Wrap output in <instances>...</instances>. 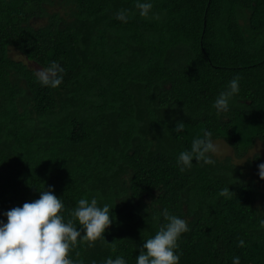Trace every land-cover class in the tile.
<instances>
[{
  "label": "trees",
  "instance_id": "1",
  "mask_svg": "<svg viewBox=\"0 0 264 264\" xmlns=\"http://www.w3.org/2000/svg\"><path fill=\"white\" fill-rule=\"evenodd\" d=\"M137 2L0 0V221L52 189L65 221L81 198L110 205L106 241L78 242L74 264H136L165 209L190 228L179 264H264L263 159L239 163L264 146V0H139L153 5L147 17ZM11 50L58 63L63 82L42 85ZM204 131L236 159L209 153L214 164L194 158L181 171ZM225 187L235 196H220Z\"/></svg>",
  "mask_w": 264,
  "mask_h": 264
},
{
  "label": "clouds",
  "instance_id": "2",
  "mask_svg": "<svg viewBox=\"0 0 264 264\" xmlns=\"http://www.w3.org/2000/svg\"><path fill=\"white\" fill-rule=\"evenodd\" d=\"M152 7L150 2L138 0L136 3V8L144 17L148 16ZM116 18L127 22L126 10H120ZM62 72L63 68L52 62L49 67L36 72V76L42 85L57 88L63 82V77L59 75ZM240 79L239 75L235 76L228 90L219 94L213 105L218 112L228 110L229 100L239 92ZM184 127V123L179 122L174 131H182ZM211 137L210 131H204L203 139L193 140L190 152L184 151L179 155L178 163L183 165L181 171L191 167L194 158L204 164L215 163L208 155L218 151ZM259 177L264 180V164L259 165ZM219 195L229 199L235 196L227 187ZM64 210L61 198H57L49 189L40 191L39 199L7 211V223L0 221V264H74L70 252L78 242L87 241L91 246L98 240L106 241L104 233L113 222L110 205L99 207L95 198L90 202L87 198H81L67 221L62 214ZM163 216L167 223L159 228L154 237L143 243L136 264H179L180 256L176 254L178 240L190 228L186 220L170 214L167 209L163 211ZM76 221L81 230L75 226ZM261 226L264 227V220ZM112 245L114 248L115 242ZM239 246H245L243 239L239 240ZM104 264H126V261L122 257H109ZM233 264H240V258L235 257Z\"/></svg>",
  "mask_w": 264,
  "mask_h": 264
},
{
  "label": "rangeland",
  "instance_id": "3",
  "mask_svg": "<svg viewBox=\"0 0 264 264\" xmlns=\"http://www.w3.org/2000/svg\"><path fill=\"white\" fill-rule=\"evenodd\" d=\"M11 53H12V57L14 59L25 62L35 72H38V71H40V70L43 69L42 67H40L39 65H37V64H35L33 62H29L19 52L15 51V50H11ZM214 144L218 148V151H217V153L214 154V156H216L219 159H223V158H225L227 156L234 157L236 159V157L233 154V150L231 149V147L225 141H223V140H217V141L214 142ZM255 155L261 156L262 159H263L262 164H264V146L260 142H257L255 144V146L249 151V153L247 154L246 157L243 158V160L239 161L237 159V161H239L240 164H244L249 159H253L255 157Z\"/></svg>",
  "mask_w": 264,
  "mask_h": 264
}]
</instances>
